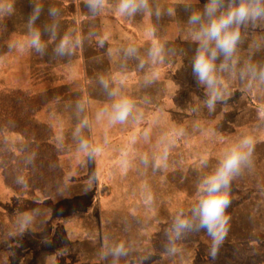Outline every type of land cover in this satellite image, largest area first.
Masks as SVG:
<instances>
[{"label": "rangeland", "instance_id": "obj_1", "mask_svg": "<svg viewBox=\"0 0 264 264\" xmlns=\"http://www.w3.org/2000/svg\"><path fill=\"white\" fill-rule=\"evenodd\" d=\"M39 2L43 11L35 26L42 33L45 26L53 23L48 8L60 10L55 18L57 39L43 34L47 43L44 54L34 50L18 52L10 47L24 40L35 0H0V264H8V245L4 241L14 230L11 219L15 220V216L9 211L10 204H17L25 190L35 195L34 191L41 193L60 185L59 179H53V165L47 162L50 149L39 142L49 137L37 124L39 118H45L39 115L41 108H57L61 104V109H80L79 135L83 139L86 90L94 95L92 107L99 137L106 141L114 138L129 146L126 159L112 180V206L121 212L108 215L113 223L98 227L104 249H90L97 255L95 264H264V81L239 77V68L245 63L264 68V21L255 27H242L237 70L221 74L226 92L210 112L204 104L205 90L192 72L197 45L191 40L187 25L191 10L202 9L207 0H152L153 8L159 6L165 13L169 7L176 9L175 16L165 14L159 18L143 12L133 18L118 15L117 0H105L104 10L98 15L88 11L87 0ZM70 12L77 15L76 25L64 27L61 17ZM66 33L78 35L81 44L73 55L63 56L62 67H53L50 62L47 64L46 56L48 61L53 60L50 46L57 45ZM104 38L112 39L121 49L122 59L129 47L137 49L131 61L121 62V70H129V75H158L154 83L144 80L143 105L135 94L141 85L133 83L121 89L134 103L133 115L123 124H109L106 115L97 119V113L113 101L110 88L90 84L84 78L88 76L85 58L92 55L88 47ZM153 43L164 51L158 67L151 70L148 50ZM141 62L145 64L143 69L139 67ZM92 65V76L120 70L109 62L96 61ZM245 135L254 137L253 152L250 163L231 182L227 235L213 260L208 255L210 238L204 230L193 227L177 239L172 226L181 211L191 217L200 179L216 167L227 147ZM165 145L169 146L168 158L158 165L157 156ZM107 191L104 196L110 193L109 188ZM48 230L43 224L36 229L42 236H47ZM74 231L65 230L63 240L75 238ZM121 243L127 255L116 258L111 249ZM173 243L175 254L168 251ZM58 264L72 261L60 260Z\"/></svg>", "mask_w": 264, "mask_h": 264}, {"label": "crops", "instance_id": "obj_2", "mask_svg": "<svg viewBox=\"0 0 264 264\" xmlns=\"http://www.w3.org/2000/svg\"><path fill=\"white\" fill-rule=\"evenodd\" d=\"M72 13L74 19L72 24L76 25L77 15L75 12ZM72 30L74 29L72 28ZM101 41H103V45L98 44ZM55 47L56 45L50 46V51L54 53L53 60L48 61L47 56L45 60L47 64L49 62L53 64V67H62L63 57H60L58 61V56L54 52ZM88 48L92 55L85 58V62L88 63L84 62L88 65V76L84 77L85 80L90 84H101L100 78L103 77L109 81L110 90L116 88L124 96L126 93L122 92L123 87L133 83L139 84L141 85L140 89L135 94L143 105L145 77L137 76V73L135 75L133 71V74L129 75L131 74L129 70L120 69L121 65L124 66L122 61H131L133 57L127 55L125 59H122L119 53L121 49H117V46L112 43V39H101ZM166 57L169 73V51ZM149 60L152 66L151 70L158 67V62L154 67L151 58ZM96 61L105 64L109 62L111 67L116 66L120 70L103 71V73L100 72L98 75L92 76V64H96ZM118 61H120L119 64ZM171 61L173 63L175 61L174 53L171 54ZM157 79L158 75H155L154 82ZM86 93L87 102L84 101V103L87 110L83 111L84 119L82 121L87 120V124H84L86 131L83 139L79 135L80 109L70 111L61 109L59 108L61 104L57 108H41L42 111L39 115L45 118H39L40 121L37 124L42 132L49 134V137L43 138L39 142L46 144L50 149L49 153L46 152L50 157L47 162L53 165L55 169L53 179H59L60 185L46 191L40 190L41 193L34 191L35 195H29V192L25 190L21 194L23 198H18L17 204H10L9 211L14 213L15 220L11 219L14 230L4 241L8 245V264H58V261L65 259L71 260L72 264H95L97 255L90 249L98 247L101 248V251L104 249V241L97 234L98 227L101 223H113L111 219L108 220V215L121 212L120 208L114 209L112 206L111 199L115 195L114 190H111L113 189L112 180L119 173V164L121 162L123 164L126 159L129 146L125 142L115 141L114 138L106 141L99 137L100 135L96 131L98 129L95 121L96 112L92 107L95 101L94 95L89 90H86ZM54 99L52 98V100ZM140 128H143V123L140 124ZM74 136H79V138L74 139ZM28 140L30 143L35 142ZM82 140L89 142V151L81 150L80 142ZM97 146L102 148V151L91 153V148ZM108 188L111 196L109 194L104 196L108 192ZM17 196L19 197V195ZM44 196H48V198ZM82 201L83 205L81 206ZM42 224L47 230L49 229L47 236H42L40 232L36 231ZM69 228L71 231L75 230L73 233L75 238L65 241L62 238V233ZM101 258H104V255Z\"/></svg>", "mask_w": 264, "mask_h": 264}, {"label": "clouds", "instance_id": "obj_3", "mask_svg": "<svg viewBox=\"0 0 264 264\" xmlns=\"http://www.w3.org/2000/svg\"><path fill=\"white\" fill-rule=\"evenodd\" d=\"M86 7L92 15L100 14L105 7V0H87ZM43 11V5L39 0L33 4L32 14L28 19V32L22 42H14L10 47L18 52L34 50L44 54L47 48L46 41L42 38L46 33L51 40L58 37L55 18L60 15L56 7L48 8V15L53 18V23L45 26L43 33L36 27V21ZM115 11L118 15L128 18L135 17L143 12L157 18L167 14L175 16L176 9L169 7L166 13L159 6L153 8L152 0H117ZM264 21V0H207L202 9H192L187 20L191 40L197 45L195 54L191 61V68L196 82L205 90L206 99L204 104L212 112L217 102L222 101L226 92L222 73H233L237 70L238 61L236 53L242 39V27L249 24L257 26ZM81 44V38L72 34H65L59 38L54 52L56 56H71ZM103 45V41H101ZM163 48L156 44L148 50L153 64L159 62L163 56ZM137 49L129 47L126 54L135 55ZM222 62L217 63L220 58ZM141 69L145 68L143 62ZM241 80L255 78L264 81V68L257 67L252 63H245L239 68ZM155 80V73L146 74V83ZM100 82L105 89L109 88V81L101 77ZM109 95L113 98L110 107L102 109L97 113V119L107 116L109 124H123L133 115L134 103L127 97L121 95L119 90L112 88ZM138 118V117H137ZM87 124V120L84 121ZM79 130V129H78ZM252 135L242 136L236 143L227 147L219 159L216 167L204 175L197 184L198 200L191 208V217L186 216L183 211L179 212L174 220L173 230L176 238L193 227L204 230L210 238L208 255L215 260L220 246L227 235L228 220L227 209L232 201L230 188L233 178L250 163V157L254 147ZM80 148L89 151V142L82 140ZM100 147H92L91 153H99ZM169 154V146L165 145L163 152L157 156V164L166 161ZM206 163V161L204 162ZM194 220L196 223L194 224ZM175 254L177 249L173 243L168 249ZM111 254L119 258L127 255V249L117 244L111 249Z\"/></svg>", "mask_w": 264, "mask_h": 264}, {"label": "trees", "instance_id": "obj_4", "mask_svg": "<svg viewBox=\"0 0 264 264\" xmlns=\"http://www.w3.org/2000/svg\"><path fill=\"white\" fill-rule=\"evenodd\" d=\"M51 3V0H46V4H50ZM72 12H70L68 15L67 14H64L63 17H61V20L60 22H63V26L64 27H67L69 26L70 24H72V22H74V19L72 18ZM52 20V19H51ZM57 21V20H56ZM59 21V20H58ZM57 21V22H58ZM71 29L74 28V26H71L70 27Z\"/></svg>", "mask_w": 264, "mask_h": 264}]
</instances>
